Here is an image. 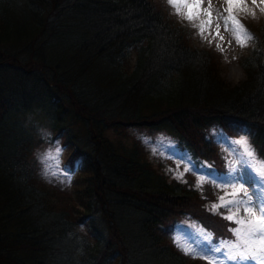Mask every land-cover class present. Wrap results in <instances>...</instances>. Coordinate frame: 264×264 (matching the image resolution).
Wrapping results in <instances>:
<instances>
[{
    "label": "trees",
    "instance_id": "trees-1",
    "mask_svg": "<svg viewBox=\"0 0 264 264\" xmlns=\"http://www.w3.org/2000/svg\"><path fill=\"white\" fill-rule=\"evenodd\" d=\"M254 42L231 85L167 0H0V264H206L171 242L175 219L214 240L234 224L210 190L155 170L128 129L163 130L220 172L208 129H247L264 158V20ZM31 119L66 165L81 157L74 197L36 183Z\"/></svg>",
    "mask_w": 264,
    "mask_h": 264
},
{
    "label": "snow or ice",
    "instance_id": "snow-or-ice-1",
    "mask_svg": "<svg viewBox=\"0 0 264 264\" xmlns=\"http://www.w3.org/2000/svg\"><path fill=\"white\" fill-rule=\"evenodd\" d=\"M169 6L175 13L189 21L193 27L197 28L198 34L202 38L205 36V29L213 27L211 18V8L204 11L199 3H189L188 0H168ZM264 5V0H261ZM241 4L235 0H229L224 12H217L214 25L215 36L218 39L217 50L224 52L222 46L224 37L220 35L219 28L222 21L224 30L232 35L236 44L246 47L252 39V34L244 27L239 19V9ZM233 9H236L234 12ZM264 11V7L261 8ZM208 17L201 19V17ZM212 41H209L211 43ZM231 40L228 44H231ZM215 139L218 142L226 143L230 148L227 160V171L221 173L215 169L214 165H206L198 160H193L191 153L180 150L172 145L171 155L184 161L183 172L179 165L173 171L175 179L181 182L184 180L185 173L191 171L200 173L197 176L194 187L203 191V185L211 180L215 186L223 192L217 200L211 204L210 211L219 213L220 209H225L223 218L230 221L235 227L229 229L233 239H213L212 233L205 231L195 224L188 227L177 226L175 243L185 255L192 258H199L206 261V264H264V158L257 159L254 150L244 137L243 133L239 139H229L222 131L215 130ZM148 142L147 140L145 141ZM46 161L52 160L51 154L45 157ZM80 161L75 162L78 168ZM190 166V167H189ZM65 171L75 170L70 165H65ZM170 171H172L170 169ZM206 177L208 179H206ZM248 185L252 187V195H249ZM253 196L256 203L253 204Z\"/></svg>",
    "mask_w": 264,
    "mask_h": 264
},
{
    "label": "rangeland",
    "instance_id": "rangeland-1",
    "mask_svg": "<svg viewBox=\"0 0 264 264\" xmlns=\"http://www.w3.org/2000/svg\"><path fill=\"white\" fill-rule=\"evenodd\" d=\"M189 3H199L202 5V8L204 11H208V6L211 5V18H213V27L211 29L206 28L205 29V36L207 37L202 38L197 31V28L193 27L189 21L186 19L178 16L175 11L169 6V11L171 15L176 19L178 23L181 25L187 27L190 29L192 34V39L194 43L197 45V47H201L204 49H212L215 52L219 53V77L224 82H228L231 85L238 84L240 81L245 79V72L242 69V67L239 64L240 58H242L244 55L248 53V48H251L255 45L254 42V33L255 28L258 27L264 20V11H261V8L264 7V5H261V0H235V2H238L242 5V7L239 9V19L241 23L244 25V27L252 34V39L247 43L246 47H240L236 44L235 40L232 38V35L224 30V24L222 21H219L220 28L219 32L220 35L224 37V41L222 46L224 47V52L221 53L217 50V43L219 42L218 39H213L215 36V23L217 22L215 20L216 13L224 12V9L227 7V4L229 3V0H188ZM168 3V0H167ZM235 12L236 9H233ZM208 17H201V19H207ZM232 41L231 44H228V41ZM209 41H212L209 43ZM131 54V52H129ZM30 125L32 126V134L35 136L34 140L37 138H43L39 139L37 141V145L32 148L31 150V157L33 158L34 164H33V177L36 180V183L38 184H44L47 186V188L53 190V191H65L62 193H65V195H70L74 197V192H76V189L78 186H76L79 182H76V173L80 171L82 160L80 156L75 157V162L80 161V165L78 168L74 167L75 170L65 171V165H66V149L60 140H49L50 131L44 121H37L31 119L29 121ZM220 130L222 131L229 139L235 140L239 139L240 136L243 133H246L247 129H243L242 131L238 132V129L235 130L234 134H231L229 132L225 131V128L217 129L215 126L208 129V134L210 139L213 141V143L217 144V148L219 151L222 152L225 162L227 164V160L231 157L229 156L230 148L226 143L218 142L215 139L216 131ZM247 139L249 145L254 150L257 159H261L253 145L249 141L248 135L244 137ZM127 139L136 140L140 146L142 147L144 151V155L146 160L150 163V165L157 170L158 172L165 175L168 179H175L173 176V171L176 169L177 165H179L180 171L183 172L185 163L182 160L177 159L175 156L171 155L172 151V145L169 144V142H174V147L179 148L180 146L178 144H175L174 139L167 134V132L160 130V131H149L147 129L141 128V126L137 127H131L128 129ZM148 141L147 143L145 141ZM183 150V149H180ZM51 154L52 160L46 161L45 157ZM206 164V163H204ZM208 165V164H206ZM190 167V166H189ZM170 169L172 171H170ZM216 169V166H215ZM225 171H227V165L225 166ZM223 171V172H225ZM221 172V173H223ZM200 175V173H193L191 171L185 173L184 180L188 181V183L191 184L192 187L195 185V181L197 176ZM189 179V180H187ZM206 179H208L206 177ZM177 180V179H175ZM180 181V180H179ZM181 182V181H180ZM74 183V185H73ZM245 187L248 188L249 195H252V187H249L248 185H245ZM71 188V190H70ZM196 191L203 194V198L207 197L205 191L210 190L211 195H213L214 200L211 201V204L214 203L217 200V197L222 195L223 192L221 189L217 188L215 186V183L211 180H208L203 185V191L197 189L194 187ZM256 203V198L253 196V204ZM225 212V209L221 208L219 213L223 214ZM189 217L187 214H183L180 218H176L173 227L172 232L169 234V237L171 238V242L175 245V247L179 250L180 248L177 247L175 243V237L177 235V226L183 225L184 227H188L191 224H195L198 227L203 228L199 223L194 222L192 220L186 221V219ZM83 226V225H82ZM77 226L79 230L84 231V226ZM235 227V225H233ZM204 229V228H203ZM205 230V229H204ZM206 231V230H205ZM208 232V231H207ZM231 239H235L233 236ZM184 253L183 251H181ZM188 258H192L189 255H186ZM194 259V258H192ZM199 259V258H195ZM203 263H206L205 260L199 259Z\"/></svg>",
    "mask_w": 264,
    "mask_h": 264
}]
</instances>
